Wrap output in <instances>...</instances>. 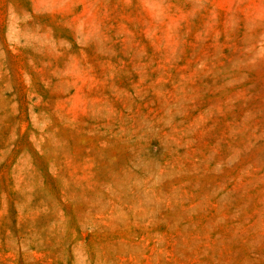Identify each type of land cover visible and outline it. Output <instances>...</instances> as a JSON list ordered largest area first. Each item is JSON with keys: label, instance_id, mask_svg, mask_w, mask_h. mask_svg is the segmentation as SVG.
Segmentation results:
<instances>
[{"label": "rangeland", "instance_id": "rangeland-1", "mask_svg": "<svg viewBox=\"0 0 264 264\" xmlns=\"http://www.w3.org/2000/svg\"><path fill=\"white\" fill-rule=\"evenodd\" d=\"M0 264H264V0H0Z\"/></svg>", "mask_w": 264, "mask_h": 264}]
</instances>
